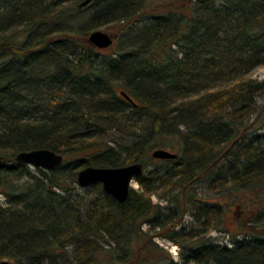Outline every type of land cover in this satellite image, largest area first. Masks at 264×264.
<instances>
[{
  "label": "trees",
  "instance_id": "1",
  "mask_svg": "<svg viewBox=\"0 0 264 264\" xmlns=\"http://www.w3.org/2000/svg\"><path fill=\"white\" fill-rule=\"evenodd\" d=\"M81 1L0 0V259L137 264L155 254L158 264H264V80L250 76L264 64V0H93L83 31L64 19L90 8ZM54 14L63 18L55 28ZM104 24L118 49L99 67L87 37ZM118 127L120 149L109 133ZM158 147L177 156L145 170L124 203L105 192L83 200L80 168H146ZM37 148L63 163L32 172L14 158ZM199 181L214 193L245 191L246 230L232 246L199 243L179 263L146 236L178 227L196 200L199 228L188 238L212 231L227 203L195 199ZM173 191L162 214L152 197Z\"/></svg>",
  "mask_w": 264,
  "mask_h": 264
},
{
  "label": "rangeland",
  "instance_id": "2",
  "mask_svg": "<svg viewBox=\"0 0 264 264\" xmlns=\"http://www.w3.org/2000/svg\"><path fill=\"white\" fill-rule=\"evenodd\" d=\"M222 1L225 2L229 0H222ZM68 4L69 3H67L66 5ZM93 10H94V5L92 3L88 10H82V11L72 10L71 11L72 14L68 15V17L64 19L67 20L69 24L73 25L76 28V30L83 31L88 26L89 15L93 12ZM150 10L151 9L146 8L143 11L150 12ZM62 20L63 18L61 17L59 18L58 15L54 14L53 18L49 22L50 26L52 25L55 28L56 24L60 23ZM96 29L112 33V28L107 29V25L105 24L97 26ZM115 29L116 27L114 28V30ZM115 48L117 47H114V45H112L109 48L96 49L97 55L95 56L94 65L99 67L103 66L102 63L105 62V60L108 58L109 53L113 51ZM250 76L257 80H264V64H259L256 67H254V69L251 71ZM257 103H258V107H257V112H258L262 104L264 103V94L258 98ZM260 112L264 113V111L262 110ZM109 133L112 138H115L117 140V143H114V146L117 149H120L121 147L124 146L122 144L125 143L123 142L125 134L121 127L112 128L109 130ZM168 165L169 162L165 160L152 158V160L149 161V165L146 166L145 170L146 171L156 170V169L160 170L166 168ZM28 168L29 170L34 172L36 167L28 166ZM15 178H16L15 176L11 177V179H15ZM206 183H207L206 181H201V182L199 181L192 186V188L195 190L194 193L195 199L196 198L207 199L209 201H216V202L220 201L227 203V206L223 210L222 214L218 216L216 221L214 222L212 231H210L209 233L201 232L199 233V235L198 234L195 236L193 235L194 238L193 237L188 238L189 230L199 228L196 221V216H197V207H198L197 204H200V202L196 200V203L190 205V209H188V212L183 216L178 227H175L173 230H168L167 227H169L170 225L169 224L166 227V229L156 228L153 233H150L148 236H146L151 239V241L148 244L149 247H153L154 249L160 247L162 251L168 252L172 256L174 261L180 263L181 258L183 256L188 255L196 247L197 244L202 242L226 243L228 244V246H232L235 237H237L236 236L237 233L246 230V226H244L243 223L239 220V216H240L239 210L242 209L243 211V208L246 205L244 204L243 207L238 205L239 201L244 200L243 198H245V191L229 190L225 192L214 193L208 190ZM132 187L134 189H140L139 185L135 181L132 182ZM79 193L81 194V196H83L82 197L83 200L85 202H88L91 199L103 196L104 191L102 189L100 190L97 187H95V183H94L88 187H83V188L79 187ZM174 195H175V191H173L172 194L167 193L165 199L158 198L155 195L152 197V200L154 203L159 205L160 207L159 211L163 214L166 213L167 212L166 209L171 206L172 200H174ZM4 201H5L4 197L0 195V202L3 203ZM141 228L143 231H146L148 228V224H143ZM162 230L164 235L161 236L156 235V232ZM183 233H185L186 235H184ZM238 236H241V234H239ZM110 237L108 236L106 240L109 241ZM107 241H104V246H108L107 243H105ZM113 246L116 249V251L122 253V250L119 249L117 243L113 242ZM69 249H72V247H69ZM3 259L8 260L7 258H3ZM137 264H158V260L156 255L154 254L148 259L146 258L141 259Z\"/></svg>",
  "mask_w": 264,
  "mask_h": 264
},
{
  "label": "water",
  "instance_id": "3",
  "mask_svg": "<svg viewBox=\"0 0 264 264\" xmlns=\"http://www.w3.org/2000/svg\"><path fill=\"white\" fill-rule=\"evenodd\" d=\"M93 0H82L80 6H87ZM88 42L95 48L104 49L112 45L114 36L109 32L99 29L88 33ZM120 94L129 102L132 98L125 91ZM176 153L165 148H155L151 152V157L156 159H173ZM19 163L28 166L39 167L44 170H53L63 163V154L55 152L49 148H37L32 150H21L14 156ZM3 160L0 156V166ZM145 166L141 162H132L120 166H94L87 165L80 168L76 173V183L80 188L88 187L94 183H101L103 191L110 195L118 203H124L129 194L132 182L143 175ZM0 264H11L8 260H0Z\"/></svg>",
  "mask_w": 264,
  "mask_h": 264
}]
</instances>
